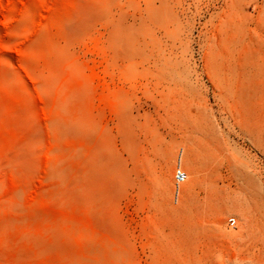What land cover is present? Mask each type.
Masks as SVG:
<instances>
[{"label": "rangeland", "instance_id": "374dc122", "mask_svg": "<svg viewBox=\"0 0 264 264\" xmlns=\"http://www.w3.org/2000/svg\"><path fill=\"white\" fill-rule=\"evenodd\" d=\"M0 264H264V0H0Z\"/></svg>", "mask_w": 264, "mask_h": 264}, {"label": "built area", "instance_id": "2783aa9c", "mask_svg": "<svg viewBox=\"0 0 264 264\" xmlns=\"http://www.w3.org/2000/svg\"><path fill=\"white\" fill-rule=\"evenodd\" d=\"M175 180L177 181V182H180V181H182V177H181V173L179 172V170L177 169V171H176V173H175ZM227 224L229 225V226H235V224H236V218L235 217H228L227 218Z\"/></svg>", "mask_w": 264, "mask_h": 264}, {"label": "bare ground", "instance_id": "6f19581e", "mask_svg": "<svg viewBox=\"0 0 264 264\" xmlns=\"http://www.w3.org/2000/svg\"><path fill=\"white\" fill-rule=\"evenodd\" d=\"M178 170H179V172L181 173L182 181H184V179H185V174H184L180 169H178ZM174 177H176V176L174 175ZM177 184H179V183L177 182Z\"/></svg>", "mask_w": 264, "mask_h": 264}]
</instances>
